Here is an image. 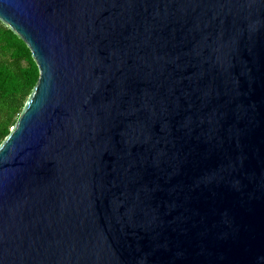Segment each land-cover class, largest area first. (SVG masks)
<instances>
[{
    "label": "water",
    "instance_id": "obj_1",
    "mask_svg": "<svg viewBox=\"0 0 264 264\" xmlns=\"http://www.w3.org/2000/svg\"><path fill=\"white\" fill-rule=\"evenodd\" d=\"M38 82L0 145V264H264V0H0Z\"/></svg>",
    "mask_w": 264,
    "mask_h": 264
},
{
    "label": "trees",
    "instance_id": "obj_2",
    "mask_svg": "<svg viewBox=\"0 0 264 264\" xmlns=\"http://www.w3.org/2000/svg\"><path fill=\"white\" fill-rule=\"evenodd\" d=\"M38 78L27 46L0 22V145L15 126Z\"/></svg>",
    "mask_w": 264,
    "mask_h": 264
}]
</instances>
